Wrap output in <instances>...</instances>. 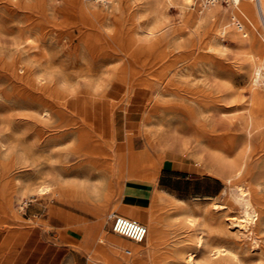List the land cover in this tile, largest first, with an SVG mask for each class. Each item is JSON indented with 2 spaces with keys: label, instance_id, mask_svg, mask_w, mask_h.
<instances>
[{
  "label": "bare ground",
  "instance_id": "6f19581e",
  "mask_svg": "<svg viewBox=\"0 0 264 264\" xmlns=\"http://www.w3.org/2000/svg\"><path fill=\"white\" fill-rule=\"evenodd\" d=\"M97 2L110 8H98ZM225 5L203 0H65L55 9L47 0H0V73L7 72L11 85L0 91V209L17 216L12 207L13 192L29 198L49 192L45 181L53 150L45 144L48 135H44L59 128L53 124L54 118L62 120L68 111V127L59 134L63 144H68L73 154L83 151L97 168L110 170L111 180L119 187L124 180L132 183L128 186L157 180L166 164L153 148L156 141L204 162L210 173L228 184L229 190L224 191L228 206L213 203L217 209L238 210L239 215L228 219H206L208 209L197 205L201 201L197 197L168 201L177 222L191 230L186 241L170 254L159 252L163 197L153 190L143 222L144 243L132 246L133 251L126 250L144 256L131 264H264V238L262 244L257 242L264 233L263 209L258 208L264 195L252 166L254 159L264 154V143L258 140L264 128V43L247 32L253 34L261 24L264 34V0H230ZM172 6L179 9L177 23L168 15ZM52 9L63 14L62 23L75 27L58 26L60 31L47 39L43 27L23 29L19 25L20 16L47 15ZM224 38L237 46L250 41L251 48L243 57L250 66V78L243 85L235 82L234 74L227 72V64L221 60L226 54V49L219 47ZM114 81L127 86L120 91L127 106L139 90L149 91L150 107L140 122L143 151L135 152L130 139L125 146L102 145V135L95 131V115L87 122L78 116V109L68 110L82 98L97 108L96 96L104 88L105 95L118 91L119 83ZM20 122L29 129L33 126L39 141L28 142ZM7 156L22 159V167L10 173L4 161ZM97 181L67 183L70 196L84 193L96 202L98 211L119 209L110 186L98 195L102 189ZM65 188L57 183L55 195L62 197ZM138 210L121 212L137 220ZM200 216L203 220L197 223ZM206 226L218 240H230L233 247L210 242ZM232 229H236L233 235ZM105 237L109 241L111 234ZM254 246L260 251L252 253L250 247ZM93 254L101 258L98 264H110L103 251Z\"/></svg>",
  "mask_w": 264,
  "mask_h": 264
},
{
  "label": "rangeland",
  "instance_id": "374dc122",
  "mask_svg": "<svg viewBox=\"0 0 264 264\" xmlns=\"http://www.w3.org/2000/svg\"><path fill=\"white\" fill-rule=\"evenodd\" d=\"M64 1L65 0H47V3L49 7L54 5L52 8L55 7L56 9L61 7ZM100 3L101 2H97L96 4L98 8H103V10L110 8V5ZM224 6H226L225 3ZM55 9L49 10L50 13L47 11V15L34 14V16H20L21 20L19 21V25L21 27L23 26V29L26 27H39L40 29V27H43L42 32L46 33L47 39L54 37L57 32L60 31L58 26L75 27L62 23L63 14L58 13ZM168 15L172 22H179V9L177 6L169 7ZM111 19L113 20V17ZM244 28L246 29V27ZM36 31L39 30L37 29ZM247 32L250 38L258 37L261 42L264 43V38L262 37L264 35H262L263 27L261 24L254 29L253 34L248 30ZM2 39L5 42L8 40L5 36L2 37ZM220 42L221 45H219V47L226 49V54L222 56L221 60L227 64V72L234 74L235 82L243 85L244 81L250 78V66L247 61L243 59V57H245L244 52L249 51L251 48L249 39L238 46L233 41L226 38L221 39ZM202 44L205 45V42ZM4 59H6L5 56L2 60ZM178 60H182V58ZM1 63H3V61H1ZM3 71L4 70H2V72ZM1 73L0 91L9 89L11 86L7 72L4 71V73ZM4 79L5 81H3ZM114 82L119 83L117 84L119 91L117 96H114L112 92L105 95L106 88H104V90L96 96L95 101L98 104L97 108L93 107L91 102L85 101L82 98L72 104L68 110L75 111V109H78V116L81 115L80 118L83 117L87 122H92V116L93 114L95 115V122L97 124L95 131L101 133L102 145L111 144L113 147L117 145L125 146L128 139H130L133 143L135 152L143 151L145 149V142L140 132V122L141 117L150 107L149 91L145 93L146 99L144 105L140 108V113L136 116V120L132 123H128L124 119L127 105L123 102V92H120L121 90L123 91L122 88L127 89V86L117 81ZM262 88L264 91V81L262 83ZM164 98L166 99L168 97ZM110 99H115L118 102L112 103ZM70 118L68 111L64 112L62 120L57 117L54 118L55 121L53 124L58 125L59 128H52L44 135L45 137L48 135L45 144L53 150L50 154L51 168L49 170V179L45 181L50 187L49 192L43 196L33 195L30 196V198L26 194H22L23 196H21L17 192H13L12 207L15 209L17 216L10 215L5 209H0V264H57L60 258V252L58 250L56 252V247H62L61 252H67L69 254L61 264H72L74 257L78 258L81 263L88 264L90 259V263L94 261L95 264H98L101 258L94 254H92L93 256L91 257L90 254L95 250H101L103 253L112 251L111 253L115 254L114 260L110 261L106 258L110 264H131L132 261L134 262V260L142 258L141 256H144V254H134L133 252L130 254L126 253V250L130 249L133 251L132 246H142L144 242L135 243L130 240L131 245L129 246L122 245L116 247L110 239L108 241L105 236L108 235L107 232L113 233V231L111 230V224L107 218V214L111 211H115L123 215L121 212L122 209L131 211L138 207V212H142L141 222H145L148 213V197L153 190L160 192L163 197V201L160 205L163 241L159 248V252L162 254H170L172 249L179 247L180 243L186 241L191 233L189 228L182 226L177 222V219H175V210L172 209L168 203L171 198L184 200H189L194 197L199 198L201 201H199L197 205L199 207L204 206L208 209V214L205 216L208 220H210L211 217L222 216L228 219L232 216L239 215L238 210L231 209L230 207L224 209L213 207V203L228 206L224 191H228L229 187L220 176L210 173L206 169L204 162L198 161L195 157L169 150L157 141L153 148L158 154V159L164 161L166 164V166L162 167L159 171L157 180L136 181L134 185L131 186L127 185L131 183L130 181L124 180L119 187L114 179L111 180L112 172L110 170L97 168L94 165V160L85 155L83 151H81L79 155L73 154L68 151L69 145L63 144L59 134L67 129L68 125L66 122H68ZM19 125L21 132L25 131L24 137L26 140L28 138V142L38 140L37 136L35 137L36 134L35 131H33V126H30L31 129H29L26 127L29 125H23L22 122H20ZM30 137L31 139H29ZM258 140L264 143V128H262ZM254 160L252 164L255 170L254 176L261 181L260 188L264 195V154H261ZM4 161L9 166L8 171L13 173V171H17L22 167L19 162L23 160L17 159L15 156H7ZM162 169H179V171L170 172L168 170L162 171ZM182 174L186 175L188 178L184 180H181V178L176 179L177 177H181ZM171 176H173V178H171ZM83 179L88 181L98 180L97 182L100 183L99 186L102 189L99 191L98 195L110 186L112 200L114 203L119 201V209L112 210L111 208H104L102 211H98L94 209V204L96 202H93L90 197L84 196V193H81L82 195L76 194L70 196L71 187L67 183ZM57 183L66 185L62 197L54 193ZM208 196L211 199L206 201L205 198ZM22 197L25 198V200L22 199ZM20 202H22V204ZM21 205H23V207ZM258 208L263 209L261 214L264 215V203L258 205ZM258 218H260V215ZM200 220H203V216H200L196 222L200 223ZM204 228L208 231L210 242L215 244L223 243L226 246L233 247L230 240H218L217 234L211 230L210 226ZM231 231L233 235L236 229H232ZM254 234L255 230L253 231V235ZM118 236L120 235H117V237ZM63 237H68L70 239L64 241ZM261 238H264V233L260 234V237L257 239L259 244H262ZM101 239H104V241H101ZM238 241L242 242L243 240L242 238H238ZM250 250L252 253L260 251L256 246L250 247ZM262 252L264 253V248ZM94 257L99 259L93 260Z\"/></svg>",
  "mask_w": 264,
  "mask_h": 264
},
{
  "label": "crops",
  "instance_id": "0c3cea01",
  "mask_svg": "<svg viewBox=\"0 0 264 264\" xmlns=\"http://www.w3.org/2000/svg\"><path fill=\"white\" fill-rule=\"evenodd\" d=\"M112 93L114 94V96L115 95L117 96L119 91H112ZM145 99H146L145 92L141 91V90H139L137 93H135L131 97L129 104L126 107L127 110H126V112L124 114V119H125L126 122L132 123V122H134L136 120V116L140 113V108L144 105ZM164 170H168L170 172H176V171L178 172L179 171V169H162V171H164ZM171 178H173V176H171ZM179 178H181V180H184V179H187L188 177L186 175L182 174L181 177H177L176 179H179ZM94 209L99 210V208L96 207L95 204H94ZM137 217H138L139 221H142V212L139 211L137 213ZM107 233L111 234L110 241L112 243H114V245L116 247H120L122 245H128V246L131 245L130 240H128L127 238H124L122 236H118L117 237V235H115L113 233H110V232H107ZM69 239L70 238H68V237H63L64 241H67ZM77 249H81V248H77ZM55 250H56V252H57V250L60 252L59 253L60 254V258H59L57 264H61L62 261L65 259V257H67L69 254L67 252H61L62 247H56ZM111 252L112 251L105 252L104 256H105V258H108L110 261H113L114 257H115V254H112ZM90 254H91V257H92L93 253H90ZM94 259H99V258L94 257ZM72 264H85V263H81V261L78 258L74 257ZM88 264H92V263H90V259H89ZM112 264H114V263H112Z\"/></svg>",
  "mask_w": 264,
  "mask_h": 264
},
{
  "label": "built area",
  "instance_id": "2783aa9c",
  "mask_svg": "<svg viewBox=\"0 0 264 264\" xmlns=\"http://www.w3.org/2000/svg\"><path fill=\"white\" fill-rule=\"evenodd\" d=\"M204 2L208 4H214V3H227L230 0H203ZM108 220L111 224V230L114 233L120 234L124 237H127L135 242H141L144 240L146 235V227L143 223L129 218L125 217L118 213H111L108 216Z\"/></svg>",
  "mask_w": 264,
  "mask_h": 264
}]
</instances>
